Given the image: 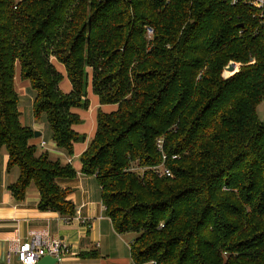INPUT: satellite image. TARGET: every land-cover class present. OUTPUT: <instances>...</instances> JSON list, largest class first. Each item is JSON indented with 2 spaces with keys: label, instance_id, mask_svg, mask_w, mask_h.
Masks as SVG:
<instances>
[{
  "label": "trees",
  "instance_id": "obj_1",
  "mask_svg": "<svg viewBox=\"0 0 264 264\" xmlns=\"http://www.w3.org/2000/svg\"><path fill=\"white\" fill-rule=\"evenodd\" d=\"M231 1L0 0V160L4 148L19 170L12 196L32 183L40 210L75 214L56 180L76 171L38 152L20 121L18 65L34 118L68 156L85 138L72 109L88 108V86L116 104L97 111L79 161L115 230L133 234V264H264V21Z\"/></svg>",
  "mask_w": 264,
  "mask_h": 264
},
{
  "label": "crops",
  "instance_id": "obj_2",
  "mask_svg": "<svg viewBox=\"0 0 264 264\" xmlns=\"http://www.w3.org/2000/svg\"><path fill=\"white\" fill-rule=\"evenodd\" d=\"M56 69L66 76L64 66L52 60ZM62 70L64 72H62ZM67 78V77H66ZM68 79V78H67ZM19 66L16 65L15 89L24 92L29 82H20ZM69 81V80H68ZM64 92L71 90V84H60ZM87 88L89 105L87 109L72 111L79 115L81 122L72 128L85 138L73 144V154L68 156L62 149L46 146L42 132L37 125L31 124L33 131L40 134L30 142L39 147L38 152H47L52 159H58L62 164L69 163L76 171L74 178H59L57 183L69 190L68 198L74 205L75 214L66 220L55 211H42L38 208L39 192L34 184L28 185L24 198L16 200L8 185L15 182L19 175L16 166L7 169L8 155L5 149L1 151L0 160V263L21 264L14 254V249L21 241L39 235L48 248L52 242L61 241L66 245V251L55 264H133L130 256V242L133 234L118 233L110 218L105 214V207L101 200L100 186L94 175L81 171L79 157L93 138L97 126V111L105 113L114 111L116 104H100L98 97L90 93ZM34 117V116H33ZM21 123L23 121L21 120ZM26 126V125H25ZM51 138V131H50ZM45 146L41 147L40 142ZM52 252V251H50ZM10 261L7 262V254ZM54 255V253H51Z\"/></svg>",
  "mask_w": 264,
  "mask_h": 264
},
{
  "label": "built area",
  "instance_id": "obj_3",
  "mask_svg": "<svg viewBox=\"0 0 264 264\" xmlns=\"http://www.w3.org/2000/svg\"><path fill=\"white\" fill-rule=\"evenodd\" d=\"M237 0H232L231 2L235 3ZM248 5L256 9L258 17L260 20L264 21V0H243ZM153 30L147 26L146 27V33L147 36L151 37ZM231 65L232 62H230ZM40 146L44 147L45 142L41 141ZM163 172L166 175H170L169 171L167 169H164ZM70 219V217L66 218V220ZM66 245L62 243L61 241H54L52 242L51 248H48L44 241L41 239L39 235H34L28 240L21 241L17 244V246L14 249V254L16 255L17 259L21 264H35L36 261L43 255L44 249H47L49 253H54L55 256L58 258L61 257L66 251ZM52 251V252H50ZM6 261H10V254H7Z\"/></svg>",
  "mask_w": 264,
  "mask_h": 264
},
{
  "label": "rangeland",
  "instance_id": "obj_4",
  "mask_svg": "<svg viewBox=\"0 0 264 264\" xmlns=\"http://www.w3.org/2000/svg\"><path fill=\"white\" fill-rule=\"evenodd\" d=\"M146 37L150 38L147 35H146ZM232 64H233L234 68L236 69L237 65L234 64L233 62H232ZM62 72H64V71L62 70ZM233 72H227L224 69L223 76L227 77V76L231 75ZM20 82H26V81L20 80L19 83ZM64 82L69 84L68 79L62 73V79H61V81L59 83V87H60V84H62ZM90 90H91V87H90ZM90 93L93 96L92 90L90 91ZM34 95H35V93H34L33 89L30 87V85H28L27 89L25 88L23 93L18 90V96H19L18 108H19V111H20V121L22 120L23 123L26 126H31V124L37 125L40 128L41 132H42V136H43L42 138L46 141V146L49 147L50 145L52 146L53 144H52V141H51V138H50V129H49V126H48V123H47V120H46L45 116L41 115L38 119L33 117L32 102H33ZM79 110L83 111L84 109L79 108ZM257 114H258L259 119L263 121L264 120V100H262L258 104V106H257ZM38 150H39V147H38Z\"/></svg>",
  "mask_w": 264,
  "mask_h": 264
},
{
  "label": "water",
  "instance_id": "obj_5",
  "mask_svg": "<svg viewBox=\"0 0 264 264\" xmlns=\"http://www.w3.org/2000/svg\"><path fill=\"white\" fill-rule=\"evenodd\" d=\"M262 26H264V23L262 24ZM225 71L227 72H233L235 70L234 66L231 65L230 63L224 68ZM264 123V120H263ZM39 132L38 131H34V137L39 136ZM59 262V258L55 255H52L51 253H49L47 251V249H44L43 251V255L36 261L35 264H55ZM0 264H4V263H0Z\"/></svg>",
  "mask_w": 264,
  "mask_h": 264
}]
</instances>
